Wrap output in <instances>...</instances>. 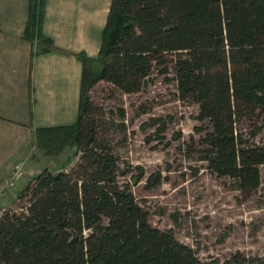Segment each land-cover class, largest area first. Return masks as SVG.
<instances>
[{
    "label": "trees",
    "instance_id": "16d2710c",
    "mask_svg": "<svg viewBox=\"0 0 264 264\" xmlns=\"http://www.w3.org/2000/svg\"><path fill=\"white\" fill-rule=\"evenodd\" d=\"M77 56L78 117L37 127L35 140L47 152L76 145L79 156L67 170L37 173L21 193L22 209H3L0 264H218L150 222L120 179L105 114L90 91L105 80L137 92L155 72L171 73L178 97L196 102L209 123L202 158L250 196L262 182L264 141L246 138L240 125L247 122L251 136L264 129V0H111L98 55ZM221 264L264 261L236 252Z\"/></svg>",
    "mask_w": 264,
    "mask_h": 264
},
{
    "label": "rangeland",
    "instance_id": "374dc122",
    "mask_svg": "<svg viewBox=\"0 0 264 264\" xmlns=\"http://www.w3.org/2000/svg\"><path fill=\"white\" fill-rule=\"evenodd\" d=\"M33 4L35 39L43 1ZM88 50L93 53L96 47ZM167 76L155 72L137 92L124 93L105 80L90 91L105 114L106 143L118 159L120 179L129 181L150 222L192 246L200 259L221 264L241 252L264 261V172L260 187L247 196L235 179L211 171L200 142L209 123L199 118L196 102L178 97L172 74ZM246 126L240 125L246 138L264 141V129L251 136ZM78 156L76 145L47 152L32 137L28 155L19 161L21 175L0 194V214L8 207L22 209L28 200L21 193L41 170H67Z\"/></svg>",
    "mask_w": 264,
    "mask_h": 264
},
{
    "label": "crops",
    "instance_id": "0c3cea01",
    "mask_svg": "<svg viewBox=\"0 0 264 264\" xmlns=\"http://www.w3.org/2000/svg\"><path fill=\"white\" fill-rule=\"evenodd\" d=\"M31 3L0 0V181L26 158L37 127L76 121L83 68L77 53L98 55L111 0H43L40 44L30 28Z\"/></svg>",
    "mask_w": 264,
    "mask_h": 264
},
{
    "label": "built area",
    "instance_id": "2783aa9c",
    "mask_svg": "<svg viewBox=\"0 0 264 264\" xmlns=\"http://www.w3.org/2000/svg\"><path fill=\"white\" fill-rule=\"evenodd\" d=\"M22 162L17 163L13 171L0 181V194L7 188L11 187L22 173Z\"/></svg>",
    "mask_w": 264,
    "mask_h": 264
}]
</instances>
